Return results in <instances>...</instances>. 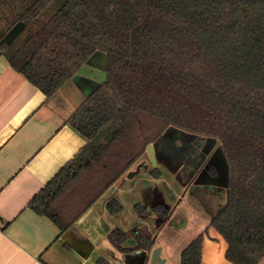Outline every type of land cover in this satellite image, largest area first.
Segmentation results:
<instances>
[{"label":"trees","instance_id":"16d2710c","mask_svg":"<svg viewBox=\"0 0 264 264\" xmlns=\"http://www.w3.org/2000/svg\"><path fill=\"white\" fill-rule=\"evenodd\" d=\"M0 50L47 97L97 50L107 81L66 121L87 142L29 207L64 232L169 127L218 138L229 164L226 205L211 226L234 264L264 257V0H0ZM22 22L11 42L5 36ZM160 177L158 168L152 170ZM111 214L122 210L117 200ZM162 209V208H159ZM144 212V209H142ZM162 213V211L160 210ZM163 214V213H162ZM151 250L147 228L114 229L121 248ZM204 235L181 254L201 264ZM125 250V249H124Z\"/></svg>","mask_w":264,"mask_h":264},{"label":"crops","instance_id":"0c3cea01","mask_svg":"<svg viewBox=\"0 0 264 264\" xmlns=\"http://www.w3.org/2000/svg\"><path fill=\"white\" fill-rule=\"evenodd\" d=\"M0 11L9 12L10 6L0 3ZM23 28L22 22L16 24L4 40L13 41ZM95 62L103 66L104 57L98 55ZM83 97L82 89L73 81L47 97L0 50V264H142L144 257V264H149L152 251L158 247L167 264H181L182 251L201 234V264H234L226 258L227 241L211 226L213 215L225 201L201 199L202 204L189 193L186 183L178 181V168L172 171V185L168 178L164 181L160 169V177H155L149 165L140 170L145 176L133 186L140 196H134L132 204L138 208L150 203L152 208L154 223L142 219L134 229L147 228L153 233L154 246L147 255L142 251L146 249H132L136 246L133 237L123 245L125 250L109 238L114 229L130 231L107 219L111 214L108 203L117 200L122 205L124 199L115 192L99 206L104 194L132 169L64 232L29 207L33 197L87 144L66 121ZM143 161L148 163L145 158ZM259 264H264V257Z\"/></svg>","mask_w":264,"mask_h":264},{"label":"flooded vegetation","instance_id":"af4514ba","mask_svg":"<svg viewBox=\"0 0 264 264\" xmlns=\"http://www.w3.org/2000/svg\"><path fill=\"white\" fill-rule=\"evenodd\" d=\"M174 136V139L170 140L168 145L161 148L162 152L157 154L158 166L166 167L168 164L171 174L174 168H178L179 172L176 170L177 179L182 184L186 183L188 189L190 187L189 193L191 195L204 199L205 202H208L209 199L222 202L223 187L221 184H223L222 178L225 182V170L221 156L223 149L221 141L216 137L189 132L176 133ZM157 140L152 144H155ZM143 158H145L144 155L134 169L132 168L131 172H135L138 166H140V170L144 168V165H148V167L150 165L152 168L151 159L148 157L146 159L148 163H145ZM158 166L155 168H158ZM172 177L175 178L173 174ZM196 181L198 184H195ZM177 185L179 186V183ZM160 210L162 211V209Z\"/></svg>","mask_w":264,"mask_h":264},{"label":"rangeland","instance_id":"374dc122","mask_svg":"<svg viewBox=\"0 0 264 264\" xmlns=\"http://www.w3.org/2000/svg\"><path fill=\"white\" fill-rule=\"evenodd\" d=\"M184 132L188 133V131H184V130L179 129L177 127H169L166 130V132L163 133V135H161L159 137V139L154 144V150H155L156 156H158L157 154L162 152L161 148L164 145H168L169 141L174 139V137H175L174 135H176V133L183 134ZM189 133H191V132H189ZM157 145H158V147H157ZM144 157H145V159H148V157L151 159V156L149 155L148 151L144 154ZM151 163H152V168H151V170H152L156 166L153 162H151ZM157 164H158V160H157ZM168 166L169 165L167 164L166 167H164V166L159 167L158 166V168L164 173V177H166L164 179V181H166V179L168 178L167 181L169 182L170 185H172L175 180H174V178H172V174L170 173L171 170ZM129 174H130V172L125 175L124 179L119 181L116 185L114 184L111 187L112 190H109L108 193L104 194V196L100 200L99 206H103L102 204L105 202V200L107 199V197L109 195L115 194V192H117V194L121 198L124 199L123 204H122L123 205L122 210L117 214L108 215L107 219L109 220V222L112 225H120V227H122L123 229L125 228L127 230L132 231L140 224L142 219H146L150 223H154V220H152V211H151L152 208H150V203L149 204L143 203V205L138 206V208H136V205L132 204L133 198H135L134 196H140V191L139 192L137 191V193L135 191H133V186L136 185L140 180H142L144 178L145 173L144 172L138 173V174L134 175L132 178H129ZM224 177H225V175H224ZM222 183L223 184H221V185L223 187V194H221V198H222V201L223 200L226 201V195H227L225 192L227 190L226 178H225V182H224V178H222ZM177 187L180 189L179 186H177ZM165 188H166V190H169V195H171L170 198H173L174 194L171 193L172 189L168 186ZM155 202H156V200H155ZM143 208H146V210L144 212H141V209H143ZM153 229L155 230L154 227H153Z\"/></svg>","mask_w":264,"mask_h":264},{"label":"water","instance_id":"95a60500","mask_svg":"<svg viewBox=\"0 0 264 264\" xmlns=\"http://www.w3.org/2000/svg\"><path fill=\"white\" fill-rule=\"evenodd\" d=\"M98 55H101V56L104 57V65L103 66L97 65L96 62H95L96 57ZM107 68H108V56H107V53L104 52V51H101V50H97L77 69V71L71 76V78L66 81V82L73 81L78 86H80V88L82 89V91L84 93L83 101L77 106V109L95 91H97L102 84L106 83L107 77H108ZM61 87H60V89H61ZM69 117H67V119ZM147 150L149 152V155L151 156L152 162L155 164V166H157L158 165L157 164V160L158 159H157V156L155 154L154 144H152V143L149 144L148 147H147ZM221 156H222L223 166H224V170H225V178H226V186H227V190L225 192H226L227 195H226V201L224 202V205L218 210V212L226 205V203L228 201V189H229V164H228V161H227V158H226V155H225L223 149L221 151ZM144 168L147 169L148 165H144ZM139 171H140V166L137 167L135 172H131L129 174V176L132 177L133 175H135V173L137 174ZM196 183H197V181H196ZM200 200H201V198H200ZM201 202L203 204L202 200H201ZM218 212L216 214H214L213 217L216 216L218 214ZM142 251H143V253L145 255H147V253H148L147 250H142ZM144 261H145V257L143 258L142 264H144ZM149 264H167L166 259L161 256V248L160 247L155 248L152 251V253H151V261H150Z\"/></svg>","mask_w":264,"mask_h":264}]
</instances>
